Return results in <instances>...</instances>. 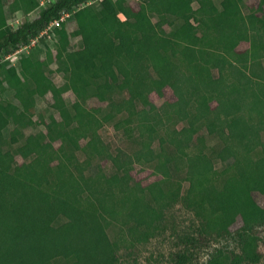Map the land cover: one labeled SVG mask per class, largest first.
<instances>
[{
    "label": "trees",
    "instance_id": "16d2710c",
    "mask_svg": "<svg viewBox=\"0 0 264 264\" xmlns=\"http://www.w3.org/2000/svg\"><path fill=\"white\" fill-rule=\"evenodd\" d=\"M138 1L53 0L13 28L12 16L39 1L0 0V264H121L164 233L178 203L199 224L197 236L178 235L173 264H194L240 218L239 250L223 244L205 264L260 262L264 206L253 194L264 198V8ZM17 50L16 62L7 58ZM167 87L177 100L156 106L151 93ZM49 93L59 118L48 120L35 107ZM205 103L213 106L203 112ZM106 123L123 129L132 153L94 144ZM155 143L158 179L147 187L132 170Z\"/></svg>",
    "mask_w": 264,
    "mask_h": 264
},
{
    "label": "rangeland",
    "instance_id": "374dc122",
    "mask_svg": "<svg viewBox=\"0 0 264 264\" xmlns=\"http://www.w3.org/2000/svg\"><path fill=\"white\" fill-rule=\"evenodd\" d=\"M7 1V0H6ZM39 1V7L36 11L25 15L22 12H17L12 16V19H10V25L13 28H17L23 20L31 19L33 18L40 9H42L47 3L53 0H38ZM130 4L134 7L138 6L139 1L138 0H129ZM260 4H262L264 8V0H246V5L243 7V11L245 13L249 12V7H254L258 10ZM220 7H228L231 5L230 0H221L219 3ZM122 19L124 17L120 15ZM32 45V44H31ZM33 46V45H32ZM250 46L249 42H242L238 49L239 50H246ZM30 47V46H29ZM77 47V46H75ZM53 54L55 55V51L53 50ZM43 56V55H42ZM11 60L16 62V58L14 56L11 57ZM264 65V60H263ZM57 63L54 62L52 65H50V69L56 70ZM215 76L217 72H214ZM51 78L54 80V83L57 86H60L64 83V78L62 74H58L57 72H53L51 74ZM8 95V93H5L4 96ZM9 98H12L11 95H8ZM1 97V95H0ZM65 100L67 104H71L76 100L75 94L71 91L64 94ZM151 101L158 107H160L164 102L166 101H176L177 98L175 97L173 91L171 88L167 87L163 91V96H159L156 92L151 93L150 95ZM56 99L55 96L52 93H49L44 98L37 97L36 98V113H42V115L48 119L51 113H55V115L58 117V114L56 113ZM180 105L182 107H185L186 104L183 101H180ZM213 104L205 103L202 106V111L206 112L209 110ZM49 120V119H48ZM41 128L40 124H37L36 131H39ZM11 129H9L10 131ZM10 137V132L7 133V138ZM62 135H59V138H61ZM264 138V134H263ZM211 139V137H210ZM93 142L95 145L103 144L110 148L111 150H116L118 148H121L122 150L132 153V142L130 143L123 131H118L115 129V127L110 124L106 123L99 131L98 134L94 137ZM211 142V140H210ZM10 144V139L8 141ZM60 144V141H56L54 143L55 147H58ZM82 144H85V141L82 140ZM134 146V145H133ZM158 144L155 143L152 148H150L143 159L142 163H135L134 168L132 170V177L135 182H140L143 186L150 187L152 183L158 179V176L154 173V167L156 166L157 162L159 161L158 157V151H157ZM132 150V151H131ZM84 153L80 152L78 153V156L80 160H84ZM26 160V156L24 154L17 155L16 156V162L22 163ZM100 164L104 167V170L109 174L114 173V166L111 162L108 160H101ZM254 198L257 200L258 203H260L262 206H264V198L259 193L255 192L253 194ZM171 210L165 212V220L164 223V233L159 235L158 237L154 238V240L144 246H140L139 250L135 252V254L132 256H128L127 253L124 252V258L121 264H173L171 261V256L175 250H177V245L179 244L178 235L180 233H191L197 236V226L199 222L196 220L193 213L190 211L184 209L180 203L177 205H174ZM244 224V221L240 218L238 219L230 228L231 232V238H227L223 242L218 244H210L209 246H204L202 250L197 251L196 253V259L194 261V264H205L208 259L211 258L212 254L214 253L215 249L218 247H221L224 244V247L228 250L238 251V241L236 240V234L239 231V229ZM175 232H177L175 234ZM257 232L260 236V242H259V251L262 255L261 260L257 264H264V227L258 228ZM123 254V253H122Z\"/></svg>",
    "mask_w": 264,
    "mask_h": 264
},
{
    "label": "built area",
    "instance_id": "2783aa9c",
    "mask_svg": "<svg viewBox=\"0 0 264 264\" xmlns=\"http://www.w3.org/2000/svg\"><path fill=\"white\" fill-rule=\"evenodd\" d=\"M70 16V13H64L63 15H62V17H61V19L60 20H56V21H54V22H52L47 28H46V30H44V32L42 33V34H46L47 32H49V30L51 29V27L53 26V25H59L60 24V22L61 21H64L66 18H68ZM35 44V41H33L32 42V45H34ZM20 51L19 50H17L13 55H10V56H7V58L8 59H11V57L12 56H14V58H16V55H17V53H19Z\"/></svg>",
    "mask_w": 264,
    "mask_h": 264
}]
</instances>
